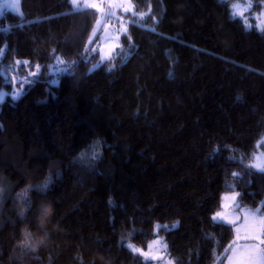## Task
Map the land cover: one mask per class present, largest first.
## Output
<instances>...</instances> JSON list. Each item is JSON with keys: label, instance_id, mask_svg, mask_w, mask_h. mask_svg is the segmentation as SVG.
<instances>
[{"label": "trees", "instance_id": "1", "mask_svg": "<svg viewBox=\"0 0 264 264\" xmlns=\"http://www.w3.org/2000/svg\"><path fill=\"white\" fill-rule=\"evenodd\" d=\"M129 1L121 48L92 70L98 13L83 0L0 15V90L3 66L42 67L0 104V264H153L126 243L156 237L173 264H224L222 194L264 215L251 165L264 151V27L233 17L245 0Z\"/></svg>", "mask_w": 264, "mask_h": 264}, {"label": "rangeland", "instance_id": "2", "mask_svg": "<svg viewBox=\"0 0 264 264\" xmlns=\"http://www.w3.org/2000/svg\"><path fill=\"white\" fill-rule=\"evenodd\" d=\"M15 2L16 0H0V12L4 13L5 11H9L17 14L13 10L3 7L5 4ZM20 2L21 0H19V13H21ZM109 2V7L111 8L110 12H114L115 16L113 22H108L105 18L106 0H83V5L96 4L99 6L98 8H93L97 11L98 15L91 36V40L94 39L95 36H99L98 45L96 46L99 60L94 65H92L93 63L91 64L92 66L90 67V70L96 68L101 62L110 59L112 53H116L121 48L120 35L126 29V19H128V17H125V14L132 12L133 9V5H131L129 0H109ZM234 4L240 5L239 10L243 12L242 16L236 15L235 17L239 18L247 28L254 26L257 29H260L261 27H264V9L258 12H252V3L250 0H245L243 2L235 1L231 4L232 15ZM113 7H116V10H114ZM123 7H130L131 11L125 12ZM117 9L122 10L121 14L118 13ZM1 55L2 52H0V57ZM128 55L129 53L127 52L126 56ZM60 60L61 58L57 57L56 60L49 65V74L55 73V76H58V74H62L66 71L65 64L61 66L56 65V62ZM18 61L21 63H17ZM41 69L42 67L40 65H31L26 59H16L10 66H3L1 72L5 81L11 84V89L0 90V93H7V95L0 100V104L6 98L16 100L20 97L25 91V87L37 79V76L41 73ZM54 83H56V81L55 79H52L51 84ZM260 143L264 144V137L261 139ZM256 163L264 164V151L260 150L255 154L251 165ZM252 167L256 171L264 173V170L261 168ZM257 209L258 208L254 209L240 206L238 202V193L236 191L222 194L220 208L217 212L223 213L226 219L213 220L216 212L212 215V220L215 222L223 221V223L230 225L233 229V239L228 247V253L224 264H231L229 259V257L233 256L231 248H235L237 253L254 245H259L260 249H264V244H260V240H264V230L261 229L259 223L261 220H264V215L257 212ZM157 227H159V224H157L155 228ZM132 236L133 233L131 231L126 229L122 231L123 240H129ZM255 237H258V239ZM126 245L131 251H133L132 247H129V245L133 246L131 243H126ZM133 247L141 250L140 252H133L138 253L146 260L152 261L153 264H173L172 260L166 255V243L163 237H156L154 240L150 241L146 249H141L140 247L138 248L135 246ZM141 253H147L148 255L146 257Z\"/></svg>", "mask_w": 264, "mask_h": 264}, {"label": "snow or ice", "instance_id": "3", "mask_svg": "<svg viewBox=\"0 0 264 264\" xmlns=\"http://www.w3.org/2000/svg\"><path fill=\"white\" fill-rule=\"evenodd\" d=\"M71 3L73 5L74 10H80L81 6L77 3V0H71ZM3 7L6 9L13 10L17 14H21L19 13V0H16L15 3L5 4ZM83 7L98 8L99 6L96 4H84ZM233 9H234L233 11L234 17L236 15H240V16L243 15V12L239 10L240 5L234 4ZM123 10L125 12L131 11V8L123 7ZM133 14L135 15L136 13H133ZM0 15H3V13L0 12ZM17 63H21V62L18 61ZM5 95H7V93H0V100H2ZM252 166L261 168L262 170H264V164L256 163ZM233 175H236V174L233 173ZM39 211L43 212L44 210L41 209ZM257 212H259V209H257ZM224 219H226V217L221 212H217L216 215L213 217V220H224ZM259 223H260L261 229L264 230V220H261ZM255 238L258 239V237H255ZM260 244H264V240H260ZM129 247H132V250L135 252L141 251L140 249L134 248L131 245H129ZM226 251H228V249H226ZM231 251L233 253V256L229 257L231 264H264V249H260L259 245L250 246L247 249L240 251L239 253H237V250L235 248H231ZM141 254L145 255L146 257L148 255L147 253H141Z\"/></svg>", "mask_w": 264, "mask_h": 264}, {"label": "crops", "instance_id": "4", "mask_svg": "<svg viewBox=\"0 0 264 264\" xmlns=\"http://www.w3.org/2000/svg\"><path fill=\"white\" fill-rule=\"evenodd\" d=\"M106 2H107L108 4L110 3L109 0H106ZM109 5H110V4H109ZM115 8H116V7H114L113 9H115ZM109 9H110V7H109ZM109 11H110V10H107V11H106V14H107V15H108ZM220 222L223 223V221H220ZM225 224H226V223H225Z\"/></svg>", "mask_w": 264, "mask_h": 264}]
</instances>
